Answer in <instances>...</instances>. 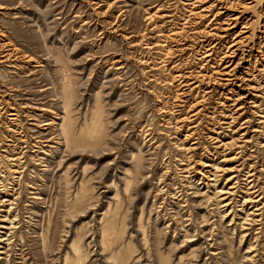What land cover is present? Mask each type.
Masks as SVG:
<instances>
[{"label": "rangeland", "instance_id": "rangeland-1", "mask_svg": "<svg viewBox=\"0 0 264 264\" xmlns=\"http://www.w3.org/2000/svg\"><path fill=\"white\" fill-rule=\"evenodd\" d=\"M228 1L231 94L177 78L189 0H0V264H264V0Z\"/></svg>", "mask_w": 264, "mask_h": 264}, {"label": "bare ground", "instance_id": "bare-ground-1", "mask_svg": "<svg viewBox=\"0 0 264 264\" xmlns=\"http://www.w3.org/2000/svg\"><path fill=\"white\" fill-rule=\"evenodd\" d=\"M189 1H190L189 5L192 7V10L190 11V14H189L190 16L189 17L187 16L188 18H187L186 23H183V24L188 25V23H190V21L193 20L195 17H196L195 20H198L197 24L201 25L205 21L208 22V24L205 26L206 29L204 31L202 30V32H200L201 36H199V37L203 38V39H199L200 41H199L198 47L196 48V54H198V56L201 57L203 64H201V66L198 67V69H199L198 71L197 70L196 71H189L185 74L180 73L177 75V78H179V81L181 82L180 84L183 85V88L185 86H190L193 90L199 89L200 86L206 82L207 85L212 83L211 88L213 86H215L216 88L222 87V88H224V90L226 92L231 94L232 92L236 91V90L234 91V88H233L236 85L235 82L237 80H241V76L240 75L238 76V74H237L238 63L236 64V57L238 54L237 52L241 48L240 47L241 44L246 42L249 38V36L247 34L249 33L248 29L250 27L248 24H244L243 27L241 28V30L237 32V29H238V26L240 24V21L242 20V17L239 15H236V14H232V11H234V9L236 8V5L233 3L234 1L231 2L228 0H224V1L221 0L218 2V5L210 4L211 3L210 0H189ZM218 7H219V9H218ZM0 8H1V6H0ZM215 10H219V11L214 14ZM193 23H191V24H193ZM194 25H192V26H194ZM160 27H162V26H160ZM183 27H184V31H185L186 27L185 26H183ZM177 30H179V29H177ZM196 30H197V28L193 29V34H199V31H196ZM174 31H176V30H174ZM184 31L182 33L185 34ZM190 31H192V30H190ZM177 34L178 33H172L171 35L176 36ZM179 36H180V34H179ZM176 37H178V36H176ZM166 39H167V37H166ZM168 39H169V37H168ZM185 49H188V48H185ZM167 53H169V55H170V52H167ZM251 76L253 78L257 77L255 74H252ZM211 88L207 89L206 94H213L214 89L211 90ZM46 89H45V91L47 92ZM223 94H225V93L221 92L220 95L222 96ZM27 106H28L27 108L29 109V107H30L29 104ZM1 108H0V110H1ZM14 108H12V109H14L13 110L14 112L12 111V113L9 114V116L12 117V119H10V122L17 120L18 117L20 116L18 109L16 110V107H14ZM242 109H243L242 107L238 108L239 111ZM261 113H262L261 118L264 120V110L261 111ZM1 119H2V115H1V111H0V121H1ZM231 119L236 120V118H233V117ZM261 123H264V121H262ZM49 125H51V123H45L43 126H49ZM227 125H230V124H227ZM44 130H46V129H44ZM45 136H46V134H45ZM39 138L44 139L41 136ZM45 141L49 142V140L48 141L45 140ZM40 143H41V141H40ZM42 143H44V142H42ZM34 146L36 147V145H34ZM40 149H42V148H40ZM214 170H215V168H214ZM253 171H254V169L253 170L251 169L250 171L247 172L246 176H248V178L245 181H247V187H248V190L251 191L250 195L252 196V198L258 199L261 196V193L258 194V192L260 190H256V185L253 184V180L251 179L255 175V174L251 173ZM16 173L20 174L22 172L16 171ZM212 176L215 178V180H217L218 176L216 174H214ZM228 180H229V182L230 181L233 182L236 180L235 183H233L235 186H231L230 189H235L237 187H240L241 181H242V180H240V178L238 176H235L232 179L229 178ZM215 182H217V181H215ZM2 184H3V182H2ZM222 195H224V194H222ZM261 199H262V197L255 202L261 203ZM247 201L248 200L245 199L243 204L248 203ZM250 202H251V200H250ZM256 206L259 207V204ZM223 207H230V203L226 202V204ZM261 210H262V208H256L255 211H261ZM226 212L227 211H225L224 213H226ZM249 213H251L249 215H253L255 212H249ZM227 214L228 213H226V215ZM249 215H247V216H249ZM258 215H260V214H258ZM246 220H249V219L246 218ZM250 220L253 221L254 218H252ZM232 221H233V219H232ZM248 225H249V223H248ZM2 229L10 230V229H12V227L9 228V227L2 226ZM5 241H6L5 238L0 239V244L4 245ZM2 245H0V254H3V253L5 254V252H4L5 246L3 247Z\"/></svg>", "mask_w": 264, "mask_h": 264}]
</instances>
